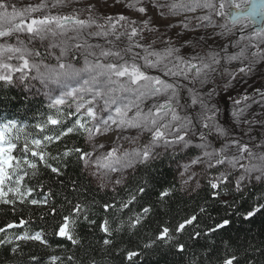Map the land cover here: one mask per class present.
I'll use <instances>...</instances> for the list:
<instances>
[{"label": "snow or ice", "instance_id": "6c2138e0", "mask_svg": "<svg viewBox=\"0 0 264 264\" xmlns=\"http://www.w3.org/2000/svg\"><path fill=\"white\" fill-rule=\"evenodd\" d=\"M74 3L79 0H38L17 8L0 0V88L19 84L31 90L36 81L40 88L34 95L48 99V111L34 124H21L12 117L0 120V205L9 206L15 215L24 210L17 205L51 204L40 218L52 217L56 224L51 235L75 246L64 249L72 254L52 255L47 261L31 255L30 264H110L117 258L121 264H143L146 252L158 256L156 264H172L170 255L183 259L188 245L182 237L198 227V215L174 225L161 223L147 242L129 247L155 208L166 206L176 191L162 184L157 190L160 181L151 175L155 162H163L169 154L174 158L183 153L188 161L181 172L182 177L187 174L184 185L196 175L193 166L203 165L205 173L217 169V174L206 175L207 186L211 198L224 204V215L206 232L189 233L191 239L227 231L233 218L252 223L264 216V27L227 44L212 39L236 35L228 23L214 22V17L230 16L233 27L242 25V15L264 18V0H114L137 19L123 12L97 15L94 3L86 9L54 11ZM232 8L238 11L231 12ZM209 27L221 31L204 35L198 31ZM232 48L238 51L231 52ZM257 73L260 85L251 95L242 92L238 85ZM131 132L135 134L125 135ZM110 133H115L110 146L97 143L98 137L108 139ZM70 135L82 137L86 146L64 144L55 154L49 150ZM73 156L99 181L101 190L111 185L115 192L140 170L148 175L126 200L104 202L100 207L105 215L98 223L87 204L65 198L66 203L57 207L56 193L49 187L45 194V185L37 179L49 174L63 184ZM250 185L260 186L252 204L243 196ZM232 190L240 194L239 202L236 197L226 199ZM200 212L206 209L201 207ZM125 215L126 220L120 218ZM31 221L20 216L0 226V253L11 259L22 257L21 242L30 241L56 251L48 233L43 228L32 230ZM82 224L103 234L98 247H85ZM80 250L90 256L86 262L77 257ZM190 264L203 262L193 256ZM216 264H264V241L227 243Z\"/></svg>", "mask_w": 264, "mask_h": 264}, {"label": "trees", "instance_id": "16d2710c", "mask_svg": "<svg viewBox=\"0 0 264 264\" xmlns=\"http://www.w3.org/2000/svg\"><path fill=\"white\" fill-rule=\"evenodd\" d=\"M47 102L41 97V95H34L32 91L21 89L19 86H12L6 88H0V120H4L7 117H12L21 124H34L42 118L41 114L46 113ZM64 144H67L69 148L73 146L85 147V142L82 137L70 135L66 137L62 142L52 144L50 151L53 154L56 151L63 150ZM181 158V153L174 158L169 154L163 158V162L156 161L155 165L151 169V175L156 177L160 183L156 184V189L159 190L161 184L165 187H172L176 191L173 197L168 201L166 206L158 205L155 208V214L151 215L144 223V227L140 228L138 233L131 237L132 244L129 247H135V245L147 242L151 235H154L158 226L161 223L175 224L177 221L183 219L186 216L198 215L200 221L198 227L195 229L190 228L189 232H186L182 240L188 245V251L184 258L181 259L178 255H170L169 260L172 264H190L193 256L197 257L203 264H216L218 257L224 255V245L232 241L235 244L255 243L259 244L264 241V216L258 215L252 223L242 222L239 218H233V224L231 228L222 233H215L212 235H201L198 239H191L189 233L193 231L206 232L208 227L215 224L217 220L224 215V204L219 199L211 198V189L207 186V179L205 177L198 180L200 187L197 188L196 184L188 191H183L176 180L175 166ZM65 175L62 177L63 184L54 182L51 175L45 174L39 176L37 179L45 185L44 192L47 194V190L50 187L51 190L56 193L54 199L56 206L60 207L61 204L66 203L67 200L73 203L87 204L91 210V218H97L99 223V217L105 215L100 207L104 202H119L120 200H126L129 192H134L137 183L142 182V178L147 177V173L144 170L134 173L129 177L123 187L117 186L116 191L113 192L111 187L101 190L98 185L92 180V178L83 169L82 162H78L76 157L70 158L68 167L64 170ZM210 175H215L213 172ZM208 174V175H209ZM75 181V185L73 184ZM35 184L36 181L31 182ZM76 188L73 191V188ZM37 192L40 188L36 189ZM36 195V193H34ZM260 195V186H249L243 193V196L248 200L249 204L255 202V197ZM236 197L239 202L240 194L234 190L230 191L226 199L231 202L232 198ZM156 197H152V201H155ZM147 206V204L142 201ZM52 207L51 204L48 207L38 208L36 206H23L17 205V209H24L23 212L17 211L14 215L9 206L0 205V226H3L6 222L16 220L20 216L24 218L31 217V229L40 230L43 228L48 235L46 238L56 248L53 252L39 242H28L27 245L22 244V250L24 255L22 257L10 258V254L0 253V264H30L29 257L36 255L43 258L45 261L52 255H70L71 252H65V248H74L70 242L63 241L59 237L51 235L52 229L55 227L56 221L50 217L45 216L42 220L40 214L42 212H48ZM206 209L205 213L200 212V208ZM139 209V205L134 207V211ZM118 215V214H114ZM111 219V217H109ZM127 219V216L120 217ZM251 229V231H249ZM81 237L84 241L85 247L88 244H92L98 247L97 241L103 235L94 226L90 227L87 224H82L80 227ZM129 237L124 234V243H127ZM57 244H62L63 247H57ZM136 250H140L137 248ZM214 253L210 258H206L207 254ZM76 255L83 261H87L90 256H86L83 250L77 251ZM96 259L99 260L100 256L96 255ZM158 256L156 254L145 253L142 257L143 264H156ZM110 264H121L119 258L110 262ZM126 264V262H124Z\"/></svg>", "mask_w": 264, "mask_h": 264}, {"label": "rangeland", "instance_id": "374dc122", "mask_svg": "<svg viewBox=\"0 0 264 264\" xmlns=\"http://www.w3.org/2000/svg\"><path fill=\"white\" fill-rule=\"evenodd\" d=\"M237 2H241V0H237ZM8 3L15 4L17 8H23V7L27 6L28 4L38 3V0H8ZM89 3L96 4L97 9H98L97 15H105V14L106 15H118L119 13L123 12L125 15H129L132 19L138 18L137 14L128 12L126 9L123 8L122 5L114 4V0H79V3H74L69 8L57 9L54 11L68 12V11H71L72 8L86 9ZM245 6H246V4L243 5V7H245ZM84 15L87 16L88 13L84 12ZM140 19H143V18H140ZM213 19H214V22L228 23L229 27L233 29L234 33H236V35L232 36V37H226V38L213 37L212 38L214 40H218L219 43L227 44L230 40H235L241 35L248 37V36H252L256 32L255 30H253L251 23L249 22L248 19H242V21H243L242 25H236L235 27H233L232 24L229 22L228 16H225L223 18V20H221L219 17H214ZM157 26H159V25H157ZM241 28L243 29L242 31H241ZM161 31H163L162 28H161ZM176 31H179V29H176ZM198 31L201 35H204L205 32H207V33L220 32L221 29L209 27L207 29L199 28ZM145 35L148 36L150 39L155 38V35L152 33L145 32ZM167 38H168L167 36L164 37V39H167ZM172 38L175 40L174 35L172 36ZM193 38H195V37H193ZM12 42H15V41L13 40ZM100 42L103 43V41H100ZM211 46L214 48L217 47L216 44H212ZM159 47H162V45H159ZM230 51L236 52V51H238V49L232 48V49H230ZM261 82H262L261 76L259 75V73H257L255 75H250L248 77H245L244 81H242L241 84L238 85V87L242 92H245V93L251 95L253 92V89L258 87ZM31 83L34 85V87L29 91H32L33 93H35L37 91V89L40 88V85L36 81H32ZM17 86H19L21 89L28 90V88L24 85L18 84ZM41 97L48 103L47 97H45L43 94H41ZM256 98L259 99L258 96ZM183 102H184V100L182 99L181 103H183ZM229 104H231V101H229ZM256 107H257L256 105H253V108H256ZM237 131H239V130H237ZM134 134H135V132L125 133V135H134ZM113 139H115V133H110L108 139H106L104 137H98L97 143H105L106 147H108V146H110V141ZM125 147H128V145L125 144ZM88 150H91V149L89 148ZM100 151H104V150L100 149ZM183 156H184V154L181 153V158L175 166L176 180L178 181L182 190L187 191V190L191 189L199 179L205 177L210 172L217 174V169H210V170H208V173H205L203 165L193 166L192 171H194L196 173V175L189 181V183L187 185H184L183 180L187 178V174L182 177L181 172H183V170H184L183 166L186 163H188V161L186 159H184ZM219 170L222 171L223 168L221 167ZM86 172L89 175L88 170H86ZM235 175L236 174L234 173V176ZM116 176H118V174H113V178H115ZM90 177L92 178V180L97 185L99 184V181L96 180L95 177H92V176H90ZM109 187H111V185H109Z\"/></svg>", "mask_w": 264, "mask_h": 264}, {"label": "water", "instance_id": "95a60500", "mask_svg": "<svg viewBox=\"0 0 264 264\" xmlns=\"http://www.w3.org/2000/svg\"><path fill=\"white\" fill-rule=\"evenodd\" d=\"M254 2L259 3V0H254ZM248 7H249V5L245 8H248ZM231 12H237V10L232 8ZM242 19H243V15H242ZM228 20L231 23V17L230 16H228ZM248 20L251 23L253 30H255V31H259L260 28H262L264 26V18H262L260 16H255V17H252L251 19H248Z\"/></svg>", "mask_w": 264, "mask_h": 264}, {"label": "bare ground", "instance_id": "6f19581e", "mask_svg": "<svg viewBox=\"0 0 264 264\" xmlns=\"http://www.w3.org/2000/svg\"><path fill=\"white\" fill-rule=\"evenodd\" d=\"M248 5H246L245 7H247ZM41 51H43V49H41ZM84 169V168H83ZM85 170V169H84ZM86 171V170H85ZM197 183V182H196ZM183 191H185V190H183ZM188 191V190H187Z\"/></svg>", "mask_w": 264, "mask_h": 264}]
</instances>
